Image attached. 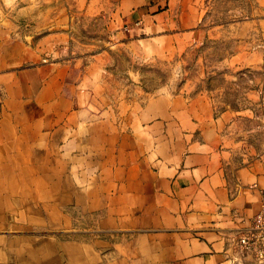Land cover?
I'll use <instances>...</instances> for the list:
<instances>
[{
    "label": "rangeland",
    "instance_id": "374dc122",
    "mask_svg": "<svg viewBox=\"0 0 264 264\" xmlns=\"http://www.w3.org/2000/svg\"><path fill=\"white\" fill-rule=\"evenodd\" d=\"M31 1L37 21L50 24V40L37 46L48 67L22 73L11 95L16 147L4 148L0 163V264H141L150 231L130 220L133 209L106 225L110 191L129 180L128 167L146 166L165 136L178 140L190 112L198 132L217 134L218 149L229 131L223 147L234 150L235 166L238 146L252 147V123L237 118L264 106V0H173L168 15L133 33L124 0ZM12 6L8 26L27 23ZM239 236L209 240L224 238L236 264H261L238 253Z\"/></svg>",
    "mask_w": 264,
    "mask_h": 264
},
{
    "label": "crops",
    "instance_id": "0c3cea01",
    "mask_svg": "<svg viewBox=\"0 0 264 264\" xmlns=\"http://www.w3.org/2000/svg\"><path fill=\"white\" fill-rule=\"evenodd\" d=\"M25 2L26 5L20 6L17 5L21 4L20 0H0V163L6 157L4 148L13 150L16 147L14 115L9 108L15 106L11 95L20 92L22 73L41 74L48 67L38 64L37 46L46 45L50 40V24L37 21L36 15L41 8L31 0ZM172 2L124 0L120 5L121 18L130 23L126 24L129 33L147 29L168 15ZM6 4L15 5L7 8L10 12L27 15V23L15 18L8 26L5 21ZM27 36L30 42L26 41ZM26 64L27 71L22 69ZM195 107L190 104L189 111ZM251 110L250 117L237 118L239 123L251 122L253 129L249 135L252 147L240 149L238 146V158L241 159L237 160L236 166L232 159L234 150L229 146L223 147V143L229 142V131L222 130V145L218 149L214 142L217 134L212 135L211 127L198 132L200 123L190 112L189 119L179 124L178 140L165 136L151 152L154 157L146 155V159H150L147 165L128 167L124 179L129 180L118 185L119 192L111 194L110 191L109 208L106 210L108 218L102 221L106 225L125 221L122 215L126 216L132 209L139 210L134 215L135 219L130 220L139 222L141 227L150 231L148 236L141 237L146 241L143 244L146 258L141 264H236L226 250L224 238H209L218 233L237 235L246 231L261 209L264 145L261 149L259 142L261 137L264 140V106L261 110L259 107ZM229 120L228 112L224 110L220 121L223 126H228ZM205 123L204 128L211 124L209 120ZM255 126L259 131H255ZM208 136L214 137L209 139ZM241 150L243 154L239 155ZM140 172L142 178H130ZM133 197L139 201L140 207L133 203ZM217 215L223 218L221 229L213 227ZM197 235H203V239ZM185 257L187 259L182 261L181 258Z\"/></svg>",
    "mask_w": 264,
    "mask_h": 264
},
{
    "label": "built area",
    "instance_id": "2783aa9c",
    "mask_svg": "<svg viewBox=\"0 0 264 264\" xmlns=\"http://www.w3.org/2000/svg\"><path fill=\"white\" fill-rule=\"evenodd\" d=\"M237 250L241 256L249 255L264 264V191H261V209L253 218L252 226L240 233Z\"/></svg>",
    "mask_w": 264,
    "mask_h": 264
}]
</instances>
